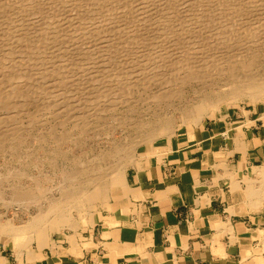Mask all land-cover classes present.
Returning a JSON list of instances; mask_svg holds the SVG:
<instances>
[{"label":"rangeland","instance_id":"obj_1","mask_svg":"<svg viewBox=\"0 0 264 264\" xmlns=\"http://www.w3.org/2000/svg\"><path fill=\"white\" fill-rule=\"evenodd\" d=\"M21 1H22V3H20ZM29 1L27 2V0H19L20 4H18V5H21V4L23 5L24 3L26 5H29V3L30 4L32 3L31 2L32 0L30 2ZM46 1H47V4H46ZM49 1L50 0L33 1V3L36 4V6L34 5L32 7V9L34 10L33 12H31V16H30L32 21L25 19L26 20L25 23L28 24V23L32 22L35 25H37L36 23H34L36 21L35 20L36 18L39 19V21L38 20L36 21L38 23H40V21H43V22H41L43 24L41 27L42 29L38 28L39 24L37 25V27L35 25H33V27L34 26L36 27V30L38 28V30H37V32H39L38 34H37V32L34 31L35 28H32V26H31L32 24L31 25L26 24L27 25V32H29V34H27V33L21 34L18 31V27H17L18 25L16 23L17 21L14 23V25H13L14 27H10L8 25L7 21H4L3 23L6 26V28H5V26H3L4 24L2 25L1 21L4 20V15L9 17L10 14H8L9 13L8 10H5L6 13L8 12L7 15L4 14L5 11H3L2 13L0 12L1 16H2V17L0 16V18L2 19V20L0 19L1 20L0 21V28H2V30H3L2 31L3 33H0V34H3L2 35L3 38L6 39L8 37L7 35H9V34H7V32H9V33L13 32V35H12L13 39L11 40V42H13L15 45L17 44V42H19L21 40L22 37H25V36H26L25 39L26 40L28 39L27 41L29 42V43L27 41L22 42L23 44L20 43V44H18L19 46L17 45L18 47L16 46L18 52L15 55L16 57L12 58V60H14V61L17 60L16 62H18L19 64L14 63V61L10 62V60L8 62L7 61H4V62H6L7 65L9 64L8 65L9 67H10V63L13 62L14 67L17 68V69L16 68L12 69L13 64H11V67H10L11 70L8 67L10 71L16 70V71H18L19 75L21 74V72H25L24 73L25 76H27V77L32 76L30 78V80L27 79V77H26L27 80L23 78V80H26V82L23 81L22 79L20 80V81H22V83L25 82L24 83V89L27 92H25L24 94L21 93L16 98V99H19L21 97V100L19 99L20 102L17 101L16 99L14 101L18 104V106H19V104H22V106L20 105L19 108L15 107L17 109H15V108L13 109V107H10V106H9V108L6 107L7 109L4 108L5 106L0 108L1 109L0 110V119L5 117L4 119L7 120V123H5V120L2 119V121L4 120V122H2L3 124H1V127L4 125L2 127V130L3 131H12L13 128L16 126V130H19V132H20V134H19L20 138H18L17 140L7 141L4 144L0 141V146H1V148H0V189H2L4 191V193H3V191L0 190V193H1L0 194V217L2 219H4L3 221H6V219H11V221L16 225H19L21 223H26L28 220H30L31 216L37 212V209H38L37 207L39 204H37L35 202H32V204H30V202H29V206L27 205L28 204L27 202H17L19 200H16V199H18L20 197V193L17 194L18 192L16 193V191L13 190L14 187L20 188V185L21 186L23 185L27 188L34 189L35 180H38V178L42 179V180H40V184L43 187V189L39 193L34 192V193H36L34 195H37L38 199L44 195V198L42 197L41 199H43L45 202L48 198H50L52 196L53 190L58 187L59 181L64 179V175L61 174V172H60L61 169H63V168H66V169L69 168V170L72 172H73V170H72L73 167L75 169L74 171L81 170V168H83V167H84L83 168V170H84L85 169L84 165L80 169H78L81 166L80 164H85L86 162H84V161L86 160V158L88 160L90 157L92 158L93 155L98 154V153H102V154L109 153V158L111 155L112 165H114L115 161H117V163H118V160L120 161V159L123 156H128V158H130V159L133 157L135 158V157H138V155L142 154L143 152L147 151L148 149L153 148L157 145L159 146V145L163 144L165 142V139H167V138L157 137L151 143H150V141L149 142L140 141V140L145 139L150 134V130L156 124L158 119L157 120L155 119V115H154L155 113H158L160 115V117H162L163 120H166V119H169L172 117L177 119L178 128L176 129V131L174 132V134L172 136L175 143L178 139L180 140V139L190 138V133L194 132L197 128L201 127L202 124L207 125L209 122H211L215 119H218V118L220 119V116H223L226 113H234V112L237 113V112L243 110V115H250L251 114L253 119L259 117V119L262 122H264V99L258 100L256 102H251L247 98H242V99L240 98L239 100H236V101H230V100H226L224 102L222 101V103L218 104L217 108L213 109L207 115H205L203 117V119L198 124L182 122L181 119L184 120L182 117L183 116H184V118L187 117L186 115H188V113L182 114L180 112H176L173 110L174 104H180V102H183L184 105L185 104L186 105H192L195 102H197V99L200 96H202V97L208 96L206 98H210V99H217V98L226 97L229 92L231 93V91H233L235 88H239V84L241 87L242 84H244V83H242V80H243V82L248 80L246 77H248L250 79H251V77H253L252 79H254V77H256V79H257V75L261 76V77H259L260 79L264 77V75H263L264 70L262 71V69H264V30L262 32V29H264V26H263L264 25V22H263L264 21V17H263L264 12H262V11H264V9H262V6L264 5L263 4L264 0H243V3L240 2L241 0H199L200 4L198 2H196V0H182V2L180 0H176V1L171 0V4L177 3L176 6H175V4L172 6L170 4L168 5L167 1L170 2V0H167V1L162 0V3L159 0L158 1L157 0H151V2H152L151 6L155 3H156V5L158 4L156 7L159 6L156 11L152 10V8L156 9V7L154 5H153L154 7H151V9L146 8L145 5H147V7L150 6V4H148V3H150L149 0H140V1L136 0L138 6H137L135 0H133V2L136 5L134 3H132V0H130V2L133 5L128 4L129 0H128V2L126 0H123V1L119 0L120 3L118 2V4L121 6L123 4V7H121V6L120 7L123 8L124 11H126V9L129 11L133 10L134 7H132V6H136L137 8H140V9H143L145 7L147 9V10L143 9V11L139 9V11H138V9L135 7L134 10L136 12L134 10L131 11V12H134L135 14H133L131 12L129 13V11H128L129 16L126 14L127 11L125 12L126 15L123 13L122 16L117 13V12L121 13L123 11L120 7H116V6H119V5H117L118 0L117 1L116 0H114V1L106 0L107 2H109V4L103 0L102 3H104V4L106 3L105 4L106 8H105V5L101 3V0L100 1L96 0L97 3L95 2V0L94 1L85 0V1H87V3L83 0H81V3H80V0H71V3H70V0H67V2H65V0H60V1L54 0V1H56V4L53 3L54 2L53 0L50 2ZM58 1L59 2L62 1L64 3H69L70 6H68L69 4H67V5L66 4L64 5L63 3L59 4V3H57ZM76 1H77V3H75ZM146 1H148L147 4H145ZM178 1H180V2H178ZM88 2L89 3L91 2L90 5H93L95 3L94 4L95 6H93V7L89 6V8H88V5H89ZM115 2H116V5L114 4ZM126 2L130 6L125 5ZM140 2L141 3L143 2L144 4L139 5ZM163 2L164 3L166 2V3L163 4ZM184 2L186 5L184 4ZM238 2H240V3H238ZM110 3H112L113 5ZM160 3H161V5L163 4V8L168 9V6H169V9H170V7H172L170 10L168 9L169 12L172 11L174 6L176 7L174 9H177V7H179L181 4L183 7H181V6L179 7V8H182V10L177 9L178 10L177 12L179 14H177L176 10L173 9L175 11V13L177 14V15H173V13H174L173 11L171 13H169L167 9H165V11H164L163 8L160 7V5H159ZM179 3H181V4L179 6H177ZM41 4H42V6H41ZM76 4L77 5L79 4V5L77 7H75ZM81 4L85 8H83L81 6ZM166 4H167V6H166ZM261 4H263V5H261ZM71 5L74 6L73 9H72ZM96 5L97 6L101 5L100 7H102V9L104 6L105 10L107 8H108L107 10H109L108 5L110 6L111 10H113L115 7H116V9L120 8L121 10L117 9L118 11H115V9H114L113 11L116 14L113 11L110 12L111 14L108 11H106V12H108V14H107L104 12V9H103V11H102V9H99L100 7H98L96 9L95 8ZM260 5H261V7H259ZM43 6H44V8H42ZM60 6H61V8H62V6H64V7L61 9ZM66 6H67V8H66ZM112 6L114 7L113 9H112ZM251 6L256 8L255 10L253 9L255 11V12L253 11L254 13L249 10ZM36 7H39V8L41 7L40 11H41V9H43L41 11L42 13L40 11H37L40 16L38 14H34V15L32 14V13H36L35 12ZM56 7H58L57 8L58 13H57V11L55 13ZM90 7H92V9L93 8L95 9V10L93 9L94 10L93 13L91 12L92 9L90 11ZM124 7H127V8L125 9ZM39 8H37V10ZM59 8H60V10H63L65 12L62 13L59 10ZM65 8L68 11L71 8L70 10L72 11V14L70 15L71 11L69 13H67L66 10H64ZM76 8H78V11L76 10ZM81 8H82V10H79ZM130 8H132V9L130 10ZM263 8H264V6H263ZM16 9H18V8L16 7ZM16 9H15V11H16ZM44 9H45V12H47V13L50 12L49 14L52 15V17L49 14H47L48 16L45 15ZM46 9H47V11H46ZM83 9H85V10L89 9L90 14L88 13V10H87V12H85ZM98 9L100 11H98ZM160 9L163 10L164 12L160 11ZM111 10H109V11H111ZM149 10L150 11L152 10L153 13L152 12L149 13L150 12ZM258 11H260V12L258 13ZM17 12H19V11L17 10L16 14H17ZM99 12H101V13L104 12V13H102L103 14L102 15ZM138 12H140V13H138ZM74 13H75V15H74L75 17L73 18L72 16ZM81 13L83 15H81ZM87 13L90 16H91V14H94V13L96 15L94 14L95 16H91V19H88ZM112 13L115 14V16L118 14L120 16V19L125 15L124 17L127 18V20L129 19L128 17H130L129 20L131 21V19H133L135 16H136L135 18L137 20L134 18V20H132V22H129L124 17H123L124 18L123 20H120L117 18L118 21H122L121 23H119L120 24L119 25L117 20L115 19L118 15L115 17ZM141 13L142 14L143 13L144 14L149 13L150 15L146 14V16H145L143 14L144 17H146L145 19H144V17L138 18L139 16H137V15H140ZM257 13L259 14V16ZM2 14H4V15H2ZM42 14H44V15H42ZM53 14L55 16L57 14L56 17H58V14H60V16L58 18H56ZM97 14L99 15L98 18H96L98 16ZM106 14L110 15V17L107 16ZM253 14H254V16H253ZM255 14H257V15L255 16ZM41 15H42V17H41ZM61 15H62V17H61ZM101 15H102V18H103V16H105L104 18H106V19L111 18L112 16H114V17L111 18V19H113L111 22H110L111 19H108L106 21L104 18H103V21L101 22V20H100V19H102ZM53 16L55 17L54 19H53ZM78 16H80V17H78ZM132 16H134V17H132ZM176 16H178V17H176ZM34 17H35V19H34ZM48 17H51V20H53V22L56 23L57 28L60 30L62 28H64V25L66 24V23H64V21L63 22L61 21L62 19L69 21V23H71L70 25L77 27V28L75 27V29H76V31H75L73 29L74 27L72 28V26L70 27L69 25H65V28L61 30L62 32L60 31V33H64V34H61V36L62 35L64 36L65 34H70V33L72 34L73 33L72 31L77 32V34H79V32H81V33L79 35H77L76 33L73 34V36L76 35V37L74 36L75 38H73L75 40H73L72 38H69L68 37L69 35H66L67 38L72 39V40L67 39L66 36L63 39H61L63 36L61 38H59L60 36L58 34H60V33L58 32L59 31L58 29L55 31V34L58 32V34L54 35L55 38H53L54 36L53 37L49 36L50 34L46 35L47 33L45 35H42V34H44V32H42V31L46 27L44 24L45 23L44 21H47V23L49 21L48 25H50V24L55 25V24H53V22L52 23L50 22V19L47 20ZM64 17H66V19ZM40 18H43V19L46 18V19L43 20ZM33 19L35 20L34 22H33ZM56 19L59 20L60 22H62V24H64L63 27H61L62 24H59V23L57 24L58 21H56ZM74 19H75V21H74ZM76 19H78V20H76ZM138 19H142V20L144 19V20L140 24L139 22L141 20H138ZM72 20H73L74 24L76 21H78V22L80 21V23L83 26L79 23L78 24L81 25V27H82L81 29L83 30V33H82V30H80V28L78 29V27H80V26H77L76 25L77 23L75 25L72 24ZM92 21H93V23L101 22V23H99V25H97L98 26L97 29L91 28V27H94L96 25L95 24L93 26V23L91 24ZM123 21L128 22V25L132 24V25L128 26L126 23H124V26L121 27V28H125V26L127 25L128 31H130V33H128L125 30L126 32L124 34V29L122 30L121 28H118V27L116 28V26H118V25H119V27L122 26ZM188 21H190L191 23L193 21L196 24L199 23L201 25H200V27H198L199 24L196 25L194 23L196 25L195 26L192 23L194 28L197 27L196 28L197 30H196L193 28L191 23L189 25ZM261 21L263 22V24L261 23ZM82 22H84V23H82ZM88 22H90V23H88ZM47 23H46V25H47ZM69 23H67V24H69ZM106 23H109V25L114 29L111 28L112 30H110V27L107 28L109 25H107ZM259 23H261L262 29L259 28V25H260ZM104 24H105V27H103ZM115 24H116V26H114ZM138 24H140V25H138ZM29 25L31 27H29ZM84 25H87L88 29L86 28L87 26H84ZM225 25H227V27ZM7 26H8V28L12 29L11 32L8 31L10 29L7 30ZM43 26H45V27H43ZM67 26H68V28H67ZM100 26L104 29L106 28L107 30L105 29L106 31H104L103 29L100 28ZM130 26H133L132 29L130 28ZM188 26H190V28L192 26V28L190 29V28H188ZM3 27H4V29H3ZM248 27H249V29H252V28L258 29V34H257V37L255 39L252 38V36L251 37L246 36V34L250 36V30L247 29ZM84 28H85V30L86 29L89 30L91 28L90 30H92V32L94 30L95 31L102 30L103 32L102 31H101L102 33L98 32L101 35H99L95 31L93 33L91 32V34L89 35V38H88L87 33H90V31L89 32L87 31V33H86V31L84 32ZM187 28H188V30H191L190 31L191 33H188V30L185 31ZM13 29L14 30L16 29V30L14 31ZM116 29H119V30H116ZM129 29H131V30H129ZM63 30H64V32H63ZM70 30H72V31L70 32ZM169 30L171 32H169ZM237 30H239V32ZM243 30L245 33H243ZM247 30H249V31H247ZM108 31L110 33L112 32L111 35H113V33L115 31L116 32L119 31L118 32L119 36H118V33L114 34L115 36L114 35L113 36L108 35V34H110ZM172 31H174V32L177 31V32L175 34ZM195 31H196V33H193ZM255 31L257 33V30H255ZM67 32H70V33H67ZM106 32H108L107 35H104L103 33L106 34ZM121 32H123L124 35ZM182 32H184V33H182ZM235 32H237V33H235ZM84 33H86V34H84ZM94 33L95 34L97 33L98 35L97 34L94 35V37H96V38H94L92 36V39H91V35H93ZM157 33H159V34H157ZM23 34L25 36H22ZM40 34H41V36H46V37L45 38L41 37ZM71 34H70V37H71ZM83 34L87 35V36H84ZM153 34H157L158 36L154 35L156 37L154 39V38H152ZM230 34H231V36H230ZM232 34H238V35H240V37H238L236 35L238 38L237 37L235 38V35L232 36ZM19 35H20V38H18V40H19L18 41L15 38L19 37ZM28 35L29 36L31 35V38ZM147 35L148 36L151 35L149 38H151L152 40L154 39V40L149 41L148 40L149 38L147 37ZM169 35H170V37H169ZM174 35H175V37L178 35L179 38L177 39L178 36L175 38ZM2 36L0 37V39L2 38ZM14 36H15V38H14ZM77 36H78V38H77ZM159 36H161V37L159 38ZM229 36L232 38L230 39ZM28 37L30 38V40L31 39L33 40V41L31 40L32 43H31V41H29ZM38 37H40V38H38ZM100 37H104V39L103 38L101 39ZM157 37L159 38V40L157 39ZM162 37H164L163 43H161L162 41L160 42V40H162L161 39ZM180 37H182L183 40L180 39ZM46 38L47 39L53 38V39L47 40ZM170 38H173V40L174 39L175 40L173 41ZM188 38H190V39L193 38V39L190 40ZM41 39H43V40H41ZM57 39H59V40H57ZM64 39H66L67 41ZM82 39H83V41H82ZM96 39L98 41L102 40L104 43L103 42L98 43V41H97V43L94 44ZM248 39L250 41L251 40L252 41L250 42ZM256 39H257L258 43L260 44L259 47L262 46L261 47L262 49L260 48V50H259L258 45H256V44H258L257 41H255ZM38 40L40 42L43 41V42H41L42 44H40V47L38 46L39 44L37 43V42H39ZM63 40H64V42H62ZM147 40H148V42H147ZM155 40L158 42L157 43L158 45L154 43ZM164 40H166V41H164ZM0 41H2L0 43H4L3 39H1ZM68 41H70L71 43ZM79 41H82V42H79ZM44 42H50L49 43L50 47H46V45H44V44H47V43H44ZM72 42H76V43H74V44H76V47L72 46L73 45ZM149 42H153L151 44L152 46L149 45L150 44ZM159 42H160V44H159ZM165 42H166V44L170 43V47L167 46L166 44H164ZM173 42H174V44H173ZM197 42H199V43L197 44ZM33 43H34V45H32ZM66 43H67V46H65ZM100 43L102 44V46H100L101 45ZM147 43H149L148 46H147ZM178 43L184 44V48L185 49L188 48L187 52L190 49H192L191 52L189 51L190 53H192V52L197 53L198 52V55H199L198 57L199 58L201 57L199 61L202 62V63H198V67L200 64L202 66L200 65L199 68L197 67V70L201 71V73L199 72V74H198V75H201V78L197 76L199 79L196 77L197 80H194L195 79L194 78L193 81L191 80L188 84L187 83L184 84L183 87L181 86L183 84L180 85L181 87H179V85H175L176 86L175 89L177 91H180L179 93L176 94V97L168 98L167 101H164L163 103L158 105L156 102L151 101L150 97L152 96L153 93L155 94L158 91L163 92V91H166L167 89H169V90L172 89V87L174 86V83L172 84L173 85L172 86L171 82L168 83V81H170V78H172L171 71L172 72L177 71L175 69L176 61L174 62V60H177L178 58H180L181 52H183L184 55H185V53L188 54L186 52V50L182 51L183 49H181V48H183V45H178ZM250 43L251 44L254 43V45H251ZM261 43H262V45H261ZM28 44H30V45H28ZM51 44L56 45L59 48L61 45L62 46L60 49H57V47L54 49L55 46H53ZM161 44H164L165 46L163 45L161 48ZM27 45L30 46L31 48L26 49ZM81 45H83V47H79ZM156 45L159 46L161 49L159 50L158 49L159 47L157 48ZM177 45H178V47H176ZM34 46L35 47L38 46L39 48L36 47L37 49H35ZM44 46L46 47V49L44 48ZM64 46L67 49H65ZM98 46H100V47H98ZM166 46L169 47L168 48L169 50L166 49L167 48ZM188 46H191V48H189ZM32 47H34V48H32ZM71 47L74 49H72ZM164 47H166V48H164ZM172 47H173V50H172ZM0 48H2V49H0V51L3 53V51H5L3 49V45L0 44ZM22 48H24V49H22ZM70 48L72 49V51L73 50L75 51V53L73 52V55L75 54V56H77L76 58H75V56H72L74 58H72V57L69 58V56L72 54V51L70 50ZM18 49H20L21 51L24 50L26 55L23 52L19 53ZM32 49H34V51H31ZM42 49L44 51H42ZM51 49L52 50L54 49V53L52 51H50ZM162 49H164L165 52L167 51L166 54L163 51L164 55L166 56L165 57L163 55V57H165V58H163V63H164L165 67L164 66L161 67L160 64L158 63V59H157L158 55H159V51H161ZM201 49H203V50H201ZM206 49H208L209 52H207L208 50L205 51ZM37 50H39V52ZM55 50H58V51L55 52ZM48 51H50V52H48ZM67 51H70V53ZM252 51H253V53H252ZM257 51H259V52H257ZM1 52H0V55L3 56L4 53L1 54ZM66 52H67V54H66ZM206 52H207V54H206V58H205L204 53H206ZM247 52H248V54H247ZM47 53H49L50 56ZM200 53L203 54L204 57L200 56L201 55ZM18 54L21 55L22 57L21 56L19 57ZM30 54H32V55H30ZM45 54H46L47 58L49 57V59L46 58ZM68 54H70V55H68ZM82 54H84V55H82ZM86 54H89V55H86ZM156 54H157V56H156ZM27 55H28V59L25 58V60H24L23 56L25 57ZM190 55L187 57L186 61H188L190 59ZM244 55H245V57H244ZM36 56H37V58H36ZM39 56L40 57L42 56V58H40ZM63 56H65V58ZM208 56H209V58H211V56H212L213 59L211 58L209 60V58H207ZM251 56L252 57L256 56L257 58L260 59V60L258 59L260 62L257 61L258 62L257 63L256 59H255L256 57L252 58ZM81 57L83 60L81 59ZM243 57H244V59L242 60L241 58H243ZM249 57L252 58L251 59L252 62L250 61ZM38 58H39V60H38ZM2 59L0 58V60H2ZM18 59H20L21 61H18ZM154 59L156 60V63L159 64V69L156 68V67H158L157 65L156 66L154 65L155 64ZM31 60H32V62H30ZM34 60H36V61H34ZM149 60H152V61H149ZM190 60L188 62H192V60L191 61ZM214 60L215 61L219 60V61H216L219 64L214 63V66L216 68L214 66H209L212 62H215ZM20 62L24 63V65L21 64ZM152 62H153V64H152ZM244 62L246 64H244V66H243ZM203 63H204V65H203ZM247 63L250 66H251V64H253L252 65L253 67L252 68L247 67ZM15 64L19 65V67ZM256 64H259V65H256ZM20 65H22L21 66L22 68L20 67ZM153 65L155 66V68L152 67ZM255 65L258 67H256ZM204 66L211 67L212 69L215 68V69L212 70L211 68H209V71H206V72H210V73H207V74L205 73V75H203L204 74L203 68H205V70L208 69ZM254 66L256 68H254ZM259 66H260V68H259ZM25 67H26V69H25ZM28 67H31V68L33 67L32 68L33 70H31ZM151 67L153 68V70H156V69L157 70L153 71V70H151L152 69ZM18 68H19V70H18ZM246 69H247V71H246ZM248 69H250V70H248ZM255 69L257 70V72L258 71L259 72L261 71V72L257 73L256 71H254ZM32 71L34 73H32ZM151 71H152V73H151ZM251 71L252 72L254 71L256 73L255 74L253 73L254 74L253 75ZM153 72H155L156 74L155 73L153 74ZM250 73H251V76L250 75L246 76L247 74H250ZM36 74H38V75H36ZM158 74H160V75L157 76ZM21 75H23V73ZM33 75H34V77H33ZM150 75H153V76L155 75L156 76V78L154 76L155 80L149 79ZM202 75L204 77H202ZM244 76H245V78H244ZM143 77H145L149 81L151 80V82L150 83H149V81L142 82V81H146L145 78L143 80ZM240 78H242V80ZM17 80H19V79H17ZM236 80H239L241 83H239V81H238V84H237ZM143 84L146 86L144 87ZM11 85H13V84H11ZM14 85H17V84H15V82H14ZM111 86L114 87L116 91L114 89L112 90ZM26 87H27V89H26ZM107 88H110V90ZM107 90H108V92H107ZM5 91H7V93H10L8 90V87ZM111 91H112V93H111ZM113 91H115V93H113ZM214 93H216V95ZM217 93H218V95H217ZM222 93L224 94V96H222ZM23 95L24 96L28 95L27 97L25 96V100H23L24 99ZM211 95H213V96H211ZM216 96H219V97L216 98ZM179 97H181V99ZM43 104H45V105H43ZM47 105H49L50 109L45 111V115H44L45 117L39 116V117H44L45 121L46 120L48 121L47 126L44 128L45 135H46V136L44 135V137H46V138L43 139L42 138L43 133H41L39 131V128L41 126H38V124H35V122L33 120L35 117H37L41 113L40 107L47 106ZM132 106H133V108H132ZM129 107L132 108L133 110L129 109ZM18 110H19V112H18ZM215 110H217V111L215 112ZM1 115H3L4 117H2ZM74 124L75 125L77 124L76 125L77 129H75ZM78 124L80 125V127ZM139 134H144L143 137H145V136L146 137L145 138H139L136 140L135 138H137ZM133 140H136L137 143L134 146V149L132 151L131 149H129V146L131 145V142ZM160 141L162 143H160ZM155 142H157V143H155ZM13 145H15V149H14ZM8 146L9 147L12 146V148H11L12 150L7 149V148H9ZM2 147H4V148H2ZM127 149H129L130 153H129V151H126ZM125 151H126V154H125ZM85 152H86V154H85ZM83 157H84V159H82ZM78 158H80V159H78ZM132 164H131V162H130V164L128 162V165L126 166L127 169H125V176L127 174L128 168L131 167ZM77 166H79V167H77ZM83 170H81V171H83ZM21 174H22V176H21ZM23 174H24V176H23ZM18 175H20V176H18ZM46 175H47V177H45ZM10 186H11V188H9ZM16 186H18V187H16ZM123 187H124V184L121 182V183L116 184L115 187L113 189H111L109 196H108L109 203L111 202L112 199H114V197L117 195V193L123 189ZM27 193L28 192H26V195L24 193V195H25V197L23 196L24 199H30V198H32V196H34L33 192H30L29 194H27ZM16 195H18V196H16ZM27 195H29V196L32 195V196L29 197ZM12 196L15 198V199L13 198L14 202H13ZM45 198H47V199H45ZM41 199H39V200L43 201ZM35 201H36V199H35ZM15 202H16V204H15ZM44 202H43V204H44ZM4 203L5 204L9 203L8 204L9 206H5ZM24 204H26V205H24ZM95 207H96V210L94 212L90 213V215L88 216V220H89L90 224L83 225L81 217H79L77 215V213L75 212V213H73L74 218L79 219V221H78L79 227L77 229L74 230V229L64 228L62 230H57L55 232L50 233V240H53V243H51V245H52L51 247L57 246L61 249H64V245H67V246L69 245L72 247L73 242H77L79 244L80 240L85 241V238H87L88 234L93 232L92 226L96 225L97 219L101 215V210L108 208L109 205H107V204L103 205V204H100L98 202V203H96ZM46 246H47L46 249H50L52 252H54L51 247H48L49 245H46ZM0 248H2L4 250L5 254H9V255H12L13 257L14 256L17 257L16 251L18 250V248L14 244H12V240L9 237L3 238V239L0 238ZM31 248L34 250H38V245H37L36 240H33ZM71 252H74L73 247H72ZM24 254H26V253H24ZM21 258L26 259L27 257L23 256ZM21 258H19V259H21Z\"/></svg>","mask_w":264,"mask_h":264},{"label":"crops","instance_id":"obj_2","mask_svg":"<svg viewBox=\"0 0 264 264\" xmlns=\"http://www.w3.org/2000/svg\"><path fill=\"white\" fill-rule=\"evenodd\" d=\"M123 184L74 252L49 245L54 252L13 257L0 248V264H264L259 117L227 113L148 149Z\"/></svg>","mask_w":264,"mask_h":264},{"label":"bare ground","instance_id":"obj_3","mask_svg":"<svg viewBox=\"0 0 264 264\" xmlns=\"http://www.w3.org/2000/svg\"><path fill=\"white\" fill-rule=\"evenodd\" d=\"M29 0H27V2H28ZM31 1V0H30ZM29 1V2H30ZM33 1H36V0H32L31 2V4L29 3V5H26L25 3V5L23 4H21V5H18V4H20V3H22V1L19 3V0L17 1V0H0V12L2 13L3 11H5V10H8L9 11V13L8 14H10L9 15V17H7V16H5L4 14H6L7 15V13H6V11H5V13L4 14H2V15H4V20L3 21H1L2 22V25L4 24L3 22L4 21H7V23H8V25L10 26V27H14L13 25H14V23L16 22L17 23V27H18V31L22 34V33H27V34H29V32H27V25L28 24H32L31 26H32V28H35L34 29V31L35 32H37V30H38V28H41L42 27V23L41 22H43V21H40V23H38V22H36L37 20L39 21V19H35V17H34V19L36 20H34L33 19V22L34 23H36L37 25L39 24V27L37 28V30H36V27H37V25H35V24H33L32 22L31 23H25L26 22V20L25 19H28L29 21H32V19L30 18V16H31V12H33L34 10L32 9V7L35 5L36 6V4H34L33 3ZM50 1H52V0H50ZM49 1V2H50ZM54 1V0H53ZM60 1V0H59ZM57 2V3H63L64 5L66 4H69V3H64V2ZM83 1H85V0H83ZM91 1V0H90ZM92 1H94V0H92ZM97 1H100V0H97ZM97 1L95 0V2L97 3ZM105 2H107L106 0H104ZM108 1H110V0H108ZM112 1H114V0H112ZM117 1V0H116ZM120 1H123V0H120ZM127 2H128V0H126ZM138 1V0H137ZM140 1V0H139ZM150 1V3H148V1H146V3L145 4H150V6L149 7H147V5H145L146 6V8H149V9H151V7H156L157 5H156V3L155 4H153L152 6H151V0H149ZM158 1V0H157ZM161 3H162V0H159ZM165 1H167V0H165ZM176 1V0H175ZM174 1V2H175ZM181 2H182V0H180ZM180 1H178V2H180ZM25 2V1H24ZM65 2H67V0H65ZM86 3H87V1H85ZM103 2V0H101V3ZM118 2H119V0L117 1V5H119L118 4ZM125 2V1H124ZM127 2H126V4L125 5H128V4H131V5H133L132 3H134L133 2V0H132V3L130 2V0H129V2H128V4H127ZM135 2H136V0H135ZM156 2V1H155ZM173 2V1H172ZM196 2H200L199 0L197 1L196 0ZM240 2H242L243 3V0H241ZM240 2H238V3H240ZM53 3H55L56 4V1H54ZM70 3H71V0H70ZM75 3H77V1L75 2ZM79 3V2H78ZM80 3H81V0H80ZM79 3V4H80ZM84 3V2H83ZM91 3V2H90ZM90 3L88 2V8H89V6H95L94 4L93 5H90ZM100 3V2H99ZM108 4H109V2H107ZM120 3V2H119ZM123 3V2H122ZM121 3V4H122ZM158 3V2H157ZM161 3L159 4L160 5V7H162L163 8V4H165L164 2H163V4L161 5ZM167 3H168V5L170 4L171 6L172 5H174V4H171V0H170V2L169 1H167ZM38 4V3H37ZM46 4H47V1H46ZM51 4V3H50ZM78 4V5H79ZM102 4H104V3H102ZM106 4V3H105ZM104 4V5H105ZM110 4H112V3H110ZM115 5H116V2L114 3ZM135 4V3H134ZM136 4H137V2H136ZM135 4V5H136ZM144 3L142 2H140V4L139 5H143ZM177 4V3H176ZM176 4H175V6H176ZM181 3H179L177 6H179ZM184 4H185V2H184ZM183 4V5H184ZM194 4V3H193ZM196 4V3H195ZM200 4V3H199ZM264 4V3H263ZM263 4H261V5H263ZM53 5V4H52ZM77 4L75 5V7H77L78 6ZM85 5V4H84ZM87 5V4H86ZM113 5V4H112ZM186 5V4H185ZM243 5V4H242ZM261 5L259 6V7H261ZM41 6H42V4H41ZM68 6H70V4L68 5ZM81 6L83 7V5L81 4ZM101 5H99V6H97L96 5V9L98 8V7H100ZM103 6V5H102ZM121 5H119V6H116V7H120ZM128 6H130V5H128ZM127 6V7H128ZM137 6H138V4H137ZM166 6H167V4H166ZM174 6V8H176ZM181 7H183L182 6V4L180 5ZM179 6V7H180ZM196 6V5H195ZM198 6V5H197ZM240 6V5H239ZM264 6V5H263ZM263 6H262V9H264L263 8ZM16 7L18 8V9H16ZM59 7V6H58ZM58 7H56V10H55V13H56V11H57V8ZM64 6H62V8H63ZM71 7H72V9L74 8V6H72L71 5ZM80 7V6H79ZM78 7V8H79ZM92 7H90V11H91V9H92ZM108 7H109V10H111L110 9V6L108 5ZM116 7L114 8L113 6H112V9L114 8L115 9V11H118L117 9H120L121 7H123V4H122V6L120 7V8H117L116 9ZM127 7H124L125 9L127 8ZM132 7H134V9H135V7L136 6H132ZM141 7V6H140ZM144 7V6H143ZM159 7V6H158ZM158 7H156V9H153L152 8V10H157V8ZM179 7H177V9H179V10H182V8H179ZM241 7V6H240ZM253 6H251L250 7V11H254L256 8H252ZM37 8H39V7H36V13H32L33 15L34 14H38V12L37 11H40V8L37 10ZM42 8H44V6L42 7ZM60 8H61V6H60ZM60 8H59V10H60ZM61 8V9H62ZM66 8H67V6H66ZM64 9V10H66V12L67 13H69L71 10V8L69 9V11L67 10V9ZM78 8H76V10L78 11ZM83 8H85V7H83ZM87 8V7H86ZM105 8H106V5H105ZM105 8H104V6H103V9H104V12L105 13H107L108 14V12L110 13V12H112L113 10H111V11H109V10H105ZM137 8V7H136ZM145 7L143 8V9H146ZM161 8V9H162ZM172 7H170V9H171ZM173 8V9H174ZM15 9H16V11L18 10L19 12H17V14H16V11H15ZM55 9V8H54ZM94 9V8H93ZM92 9V13H93V11L95 10H93ZM99 9H102V7H100ZM98 9V11H100ZM103 9H102V11H103ZM123 11L121 12V13H119V12H117L119 15H121L122 16V14L124 13L125 14V12L127 11V15H128V11L129 10H127L126 9V11H124V9L123 8H121ZM120 9V10H121ZM129 9V8H128ZM132 8H130V10H131ZM133 9V10H134ZM138 9V11H139V9L140 8H137ZM143 9H140V10H142L143 11ZM160 9V11H165V9H167V8H163V10H161ZM168 9H169V6H168ZM167 9V10H168ZM169 9V10H170ZM172 9V11L175 13V11L174 10H176V12L178 11L177 9H174L173 10ZM254 9V10H253ZM258 9V8H257ZM261 9V8H260ZM43 9H41V11H42ZM79 10H82V8L81 9H79ZM85 12H87V10H88V13L90 14V12H89V9H87V10H85V9H83ZM133 10H131V11H133ZM147 10V9H146ZM152 10L149 12V13H151L152 12ZM169 10H168V12H169ZM247 10V9H246ZM40 11V12H41ZM46 11H47V9H46ZM62 13H64L65 11H63V10H60ZM74 11V10H73ZM97 11V10H96ZM106 11H108V12H106ZM131 11H129V13L131 12ZM135 11V10H134ZM154 11V12H155ZM159 11V10H158ZM157 11V12H158ZM163 11V12H164ZM171 11V12H172ZM39 12V13H40ZM44 12H45V9H44ZM43 12V13H44ZM104 12H102V13H104ZM114 12V11H113ZM136 12V11H135ZM171 12H169V13H171ZM180 12V11H179ZM255 12V11H254ZM253 12V13H254ZM260 11H258V13H259ZM262 12H264V11H262ZM1 13H0V16H1ZM42 13V12H41ZM50 13V12H49ZM49 13H47V12H45L44 14L45 15H47V14H49ZM57 13H58V11H57ZM77 13V12H76ZM84 13V12H83ZM88 13H87V16H88V19H91V16H95L94 14H91V16L90 15H88ZM98 13V12H97ZM99 13H101V12H99ZM101 13V14H102ZM115 13V12H114ZM131 13H133V14H135L134 12H131ZM138 13H140V12H138ZM137 13V14H138ZM145 13V12H144ZM143 13V14H144ZM149 13H146V14H149ZM153 13V12H152ZM173 13V15H177V14H179L178 12H177V14L175 13L174 14ZM257 13V14H258ZM44 14H42V15H44ZM72 14V11L70 12V15ZM106 14V15H107ZM111 14V13H110ZM113 14V13H112ZM116 14V13H115ZM115 14H113L114 16H115ZM117 14V15H118ZM125 14V15H126ZM132 14V15H133ZM142 14V13H141ZM137 15V16H139L138 18H140V17H144V15L146 16V14H142V15ZM251 14V13H250ZM257 14H255V16L257 15ZM264 14V13H263ZM39 15V14H38ZM42 15H41V17H42ZM50 15V14H49ZM54 15V14H53ZM69 15V16H70ZM75 15V13L73 14V18L75 17L74 16ZM81 15H83L82 13H81ZM98 15V14H97ZM103 15V14H102ZM102 15H101V18H102ZM116 15V16H117ZM115 16L116 18V20H117V22H118V24L119 23H121L122 21H118V19H120V16ZM124 15V16H125ZM150 15V14H149ZM261 15V14H260ZM40 16V15H39ZM48 16V15H47ZM51 17H52V15H50ZM55 16V15H54ZM53 16V19L57 16V14H56V16L54 17ZM60 16V14H58V17ZM86 16V17H87ZM107 16H109L110 17V15H107ZM114 16H112V17H114ZM123 16V17H124ZM129 16V15H128ZM131 16V15H130ZM253 16H254V14H253ZM258 16H259V14H258ZM2 17V16H1ZM30 19H29V18ZM46 17V16H45ZM51 17H48L47 18V20H49L50 19V22L52 23L53 22V20H51ZM58 17H56V18H58ZM61 17H62V15H61ZM78 17H80V16H78ZM99 17V15L96 17V18H98ZM105 16H103V18H104ZM111 17V18H112ZM121 18L120 20H123L124 18ZM127 17V16H126ZM132 17H134V16H132ZM131 17V18H132ZM136 17V16H135ZM134 17V18H135ZM176 17H178V16H176ZM263 17H264V15H263ZM65 19H66V17H64ZM103 18L102 19H100L101 20V22L103 21ZM108 18V17H107ZM111 18H108V19H111ZM118 18V19H117ZM129 19H130V17H128ZM134 18L133 19H131V21L128 19L127 20V18H125L127 21H129V22H132V20H134ZM146 17H144V19H145ZM40 19H43V18H40ZM46 18H44L43 20H45ZM62 19V18H61ZM60 19V20H61ZM70 19V18H69ZM68 19V20H69ZM95 19V18H94ZM106 21L108 20V19H106V18H104ZM136 19V18H135ZM143 19V20H144ZM27 20V21H28ZM76 20H78V19H76ZM82 20V19H81ZM87 20V19H86ZM97 20V19H96ZM113 19H111L110 20V22L112 21ZM137 20V19H136ZM138 20H141L139 23L141 24V22H143V20L142 19H138ZM55 21V20H54ZM56 21H58L57 22V24L59 23V24H62V22L64 21V23H66L65 25H69L70 27L72 26V25H70L71 23H69V21H66V20H61L62 22H60L59 20H57L56 19ZM55 21V22H56ZM66 21V22H65ZM74 21H75V19H74ZM115 21V20H114ZM45 23V26H43V27H45L44 29H43V31L42 32H44V34H42L41 32V34L42 35H45L46 33V35H48V34H50L49 36H54V35H56V34H58V32L60 33V31L62 30V29H64L65 28V25L64 24H62L61 25V27H63V25H64V28H62L61 30L60 29H58L57 28V26H56V23H54L53 22V24H55V25H52V24H50V25H48V23H49V21H48V23H47V21H44ZM101 22H96V23H93V21L91 22V24L93 23V26L94 27H91V28H98V26L97 25H99V23H101ZM138 22V21H137ZM189 22V25H190V21H188ZM264 22V21H263ZM263 22L261 21V23L263 24ZM6 23V22H5ZM46 23H47V25H46ZM67 23H69V24H67ZM77 23V24H76ZM81 24L80 23V21L78 22V21H76L75 22V24L77 25V26H80V27H78V29L80 28V30H82L81 28V25H79V24ZM82 23H84V22H82ZM88 23H90V22H88ZM124 23H126L127 25H128V22H124L123 21V24H122V26H120L119 27V25L118 26H116V24L114 25V26H116V28L118 27V28H121V27H123L124 26ZM192 23L194 24L195 22H193L192 21ZM192 23H191V25H192ZM261 23H259L260 25H261ZM27 24V25H26ZM72 24L73 25H75L74 23H73V20H72ZM107 25H109V23H106ZM140 24H138V25H140ZM196 24V23H195ZM194 24V25H195ZM199 24V23H198ZM198 24H196V25H198ZM258 24V25H259ZM29 25V27H31ZM33 25H35L34 27H33ZM112 25V24H111ZM127 25L125 26V28H121L122 30L124 29V34H125V32L127 31L128 33H130V31H128V28H127ZM129 25H132V24H129ZM128 25V26H129ZM195 25V26H196ZM200 25L201 24H199L198 25V27H200ZM228 25V24H227ZM227 25H225L226 27H227ZM254 25V24H253ZM259 25V28H261L262 27V25L260 26ZM3 26H5V24L3 25ZM56 26V27H55ZM60 26V25H59ZM58 26V27H59ZM83 26V25H82ZM84 26H87V25H84ZM137 26V25H136ZM172 26V25H171ZM193 26V25H192ZM192 26H191V28H192ZM255 26V25H254ZM264 26V25H263ZM2 27V26H1ZM74 27V28H73ZM75 27L76 26H72V28L76 31V29H75ZM103 27H105V24H104V26ZM110 27V30H112V29H114V28H112L110 25L107 27V28H109ZM132 27L133 26H130V28L132 29ZM250 27V26H249ZM249 27L247 28V29H249ZM5 28H6V26H5ZM31 28V29H32ZM60 28V27H59ZM67 28H68V26H67ZM77 28V27H76ZM87 29H88V26L86 27ZM90 28V29H91ZM100 28L101 29H103L104 31H106L104 28H102L101 26H100ZM112 28V29H111ZM188 28H190V26H188ZM188 28L185 30V31H187L188 30ZM190 28V29H191ZM193 28H194V26H193ZM197 28V27H196ZM196 28H194V29H196ZM251 28V27H250ZM1 30H0V33H3L2 31V28H0ZM3 29H4V27H3ZM8 29H10V28H8V26H7V30ZM17 29V28H16ZM15 29V30H16ZM42 29V28H41ZM59 30L56 34H55V31L56 30ZM70 29V28H69ZM72 29V30H73ZM85 30V28H84V32L86 31V33H87V31L89 32L90 31V33H87L88 34V36L87 35H84V34H86V33H84L83 35L84 36H87L88 38H89V35L91 34V32H92V30ZM131 29H129V30H131ZM173 29V28H172ZM199 29V28H198ZM235 29V28H234ZM245 29V28H244ZM262 29V28H261ZM6 30V31H7ZM11 30L12 29H10V30H8V31H10L11 32ZM14 30V29H13ZM14 30V31H15ZM66 30V29H65ZM72 30H70V32L72 31ZM94 30V29H93ZM99 30V29H98ZM109 30V29H108ZM116 30H119V29H116ZM126 30V31H125ZM171 30V29H170ZM169 30V32H171ZM197 30V29H196ZM240 30V29H239ZM239 30H237L238 32H239ZM250 30V36L249 35H247L246 34V36L247 37H251L252 36V38H256L257 37V34H258V29H256V28H252V29H249ZM249 30H247V31H249ZM255 30H257V33H256V31ZM263 30L264 29H262V32H263ZM5 31V32H6ZM41 31V30H40ZM69 31V30H68ZM95 31V30H94ZM93 31V32H94ZM102 30H100V31H95V32H101ZM114 31V30H113ZM121 31V30H120ZM191 30H188V33H191L190 32ZM194 31V30H193ZM17 32V31H16ZM18 32V33H19ZM62 32V31H61ZM63 32H64V30H63ZM70 32H67V33H70ZM73 33L71 34V37H70V34H65L63 37L61 36V34H64V33H60V34H58L60 37L59 38H61V39H63L66 35H69L68 37L69 38H75L76 37V35H74L73 36V34L74 33H76L77 34V32H74V31H72ZM92 32V33H93ZM103 32V31H102ZM101 32V33H102ZM109 32V31H108ZM108 32H106V34L105 33H103L104 35H107V33ZM119 32V31H118ZM118 32H114L113 33V35L114 34H116V33H118ZM172 32H174V31H172ZM177 32V31H176ZM176 32H174L175 34H176ZM17 33V34H18ZM19 33V34H20ZM39 32H37V34H38ZM81 32H79V34H80ZM82 33H83V30H82ZM96 33V34H97ZM98 33V34H99ZM110 33V32H109ZM112 33V32H111ZM111 33L110 34H108V35H111ZM122 34H123V32H121ZM120 33V34H121ZM173 33V34H174ZM182 33H184V32H182ZM181 33V34H182ZM193 33H196V31L195 32H193ZM235 33H237V32H235ZM243 33H245L244 32V30H243ZM5 34V33H4ZM7 34H9V35H7ZM7 38L6 39H4L3 38V34H0L1 36H2V38L1 39H3L4 40V43H0L1 45H3V49L5 50V51H3V53L1 52V54H3V56L2 55H0V58L3 60H0L1 62V64H0V108L1 107H4L5 109H7L6 107H8L9 108V106L10 107H13V109L15 108V107H18L19 108V106L21 105L22 106V104H19V106H18V104L14 101L21 93H25V92H27L25 89H24V83L26 82V80L27 79H29L30 80V78L32 77H27V76H25L24 75V73L25 72H21V74L23 73V75H19L18 74V71H16V70H13V71H10L11 70V64H13V62L12 63H10V67L7 65V63L6 62H4V61H9L10 60V62L11 61H14V60H12V58H15L16 56V54H17V48H16V46L18 45V44H20V43H22V42H26L27 40L25 39V35L23 34L22 36H25V37H22L21 38V40L19 41L18 40V38H20V35H19V37H17V38H15V36H14V38L16 39V40H18L19 42H17V44L15 45L13 42H11V40L13 39V32L12 33H9V32H7ZM11 34V35H10ZM41 34H40V36H41ZM79 34H77V35H79ZM95 33L93 34V35H91V39H92V36L94 37V35H96ZM97 34V35H98ZM123 34V35H124ZM150 34V33H149ZM157 34H159V33H157ZM157 34H153V37L152 38H156L154 35H156V36H158ZM239 34V33H238ZM238 34H232V36H234L235 35V38L238 36V37H240V35H238ZM15 35V34H14ZM99 35H101V34H99ZM113 35H111V36H113ZM122 35V36H123ZM172 35V34H171ZM237 35V36H236ZM0 36V37H1ZM29 36V35H28ZM33 36V35H32ZM37 36V35H36ZM48 36V37H49ZM115 36V35H114ZM118 36H119V33H118ZM126 36V35H125ZM144 36V35H143ZM151 36V35H150ZM150 36H148L147 35V37L149 38ZM178 36V35H177ZM176 36V37H177ZM230 36H231V34H230ZM229 36V37H230ZM245 36V37H246ZM5 37V36H4ZM30 38H31V35L29 36ZM28 37V38H29ZM34 37V36H33ZM41 37H46V36H41ZM99 37V36H98ZM108 37V36H107ZM161 36H159V38H160ZM169 37H170V35H169ZM174 37H175V35H174ZM173 37V38H174ZM175 37V38H176ZM237 37V38H238ZM30 38H29V41H31L30 40ZM38 38H40V37H38ZM37 38V39H38ZM53 38H55V36L53 37ZM53 38H49V39H47V40H50V39H53ZM66 38H67V36H66ZM69 38H67V39H69ZM77 38H78V36H77ZM94 38H96V37H94ZM101 39L103 38L104 39V37H100ZM147 38V39H148ZM159 38L157 37V39L159 40ZM173 38H170V39H172L173 40ZM179 38V36L177 37V39ZM195 38V37H194ZM232 37H230V39H231ZM0 39V40H1ZM14 39V40H15ZM72 39H69V40H72ZM153 39V40H154ZM162 40H160V42L161 43H163V39H164V37H162L161 38ZM180 39H182V37H180ZM188 39H190V38H188ZM191 39H193V38H191ZM190 39V40H191ZM234 39V38H233ZM232 39V40H233ZM251 39V38H250ZM258 39V38H257ZM257 39L255 40V41H257ZM36 40V39H35ZM41 40H43V39H41ZM57 40H59V39H57ZM64 40H66V39H64ZM64 40L62 41V42H64ZM73 40H75V39H73ZM149 41L151 40V41H153L151 38H149L148 39ZM148 40H147V42H148ZM175 40V39H174ZM173 40V41H174ZM183 40V39H182ZM249 40V39H248ZM33 41V40H32ZM32 41H31V43H32ZM39 41V40H38ZM52 41V40H51ZM54 41V40H53ZM56 41V40H55ZM67 41V40H66ZM82 41H83V39H82ZM82 41H79V42H82ZM86 41V40H85ZM97 39H96V41L94 42V44L95 43H97ZM156 41V40H155ZM154 41V43L155 44H157L158 42L156 41L155 42ZM164 41H166V40H164ZM168 41V40H167ZM177 41V40H176ZM186 41V40H185ZM250 41V40H249ZM252 41V40H251ZM250 41V42H251ZM254 41V40H253ZM262 41V40H261ZM0 42H2V41H0ZM28 42V41H27ZM40 42V41H39ZM39 42H37L38 44V46L40 47V44H42L41 42H43V41H41L40 43ZM58 42V41H57ZM68 42H70V41H68ZM99 42H103L102 40H100V41H98V43ZM160 42H159V44H160ZM169 42V41H168ZM167 42V43H168ZM192 42V41H191ZM29 43V42H28ZM30 43V44H31ZM44 43H47V44H44V45H46V47H50V45H49V43L50 42H44ZM71 43V42H70ZM73 43V45L72 46H75L76 47V44H74V43H76V42H72ZM87 43V42H86ZM104 43V42H103ZM150 43V44H149ZM149 43H147V46H148V44L150 45V46H152L151 44L153 43V42H149ZM193 43V42H192ZM195 43V42H194ZM199 42H197V44H198ZM257 43H258V41H257ZM23 44V43H22ZM30 44H28V45H30ZM60 44V43H59ZM69 44V43H68ZM101 44V43H100ZM164 44H166V42L164 43ZM164 44H161V48H162V46L164 45ZM169 44V45H168ZM168 44H166L167 46H169L170 47V43H168ZM173 44H174V42H173ZM251 44V43H250ZM25 45V44H24ZM27 45V47H26V49L27 48H31L30 46H28ZM32 45H34V43L32 44ZM31 45V46H32ZM48 45V46H47ZM51 45H53V44H51ZM86 45V44H85ZM84 45V46H85ZM158 45V44H157ZM156 45V46H157ZM178 45H183V48H181V49H183L182 51H184V50H186V52H187V49H185L184 48V44H179L178 43ZM178 45L176 46V47H178ZM251 45H254V43L253 44H251ZM256 45H258V47H259V43L258 44H256ZM261 45H262V43H261ZM19 46V45H18ZM17 46V47H18ZM21 46V45H20ZM23 46V45H22ZM38 46H36V47H38ZM43 46V45H42ZM53 46H55L54 47V49L57 47L56 45H53ZM62 46V45H61ZM61 46H60V48H61ZM65 46H67V43H66V45ZM64 46V47H65ZM100 46H102V44L100 45ZM100 46H98V47H100ZM165 46V45H164ZM166 46V47H167ZM35 47V46H34ZM34 47H32V48H34ZM35 47V49H37ZM38 47V48H39ZM46 47L44 46V48L46 49ZM79 47H83V45H81V46H79ZM159 46H157V48H158ZM166 47H164V48H166ZM169 47H167L166 49L167 50H169L168 48ZM174 47V46H173ZM173 47H172V50H173ZM187 47V46H186ZM189 48H191V46H188ZM255 47V46H254ZM262 47V46H261ZM261 47H259V50H260V48ZM20 48V47H19ZM59 47H57V49H60ZM72 48V47H71ZM70 48V50L72 51V49H74V48H72L71 49ZM78 48V47H77ZM148 48V47H147ZM150 48V47H149ZM160 47L158 48L159 50L161 49ZM0 49H2V48H0ZM22 49H24V48H22ZM54 49L52 50H50V51H52L53 53H54ZM65 49H67L66 47H65ZM165 49V50H166ZM171 49V48H170ZM177 49V48H176ZM180 49V48H179ZM262 49V48H261ZM19 50V53H25L24 52V50H20V49H18ZM80 50V49H79ZM191 50L192 49H190V50H188V54L191 52ZM200 50V49H199ZM201 50H203V49H201ZM208 49H206L205 51H207ZM31 51H34V49H32ZM38 52H39V50H37ZM42 51H44L43 49H42ZM50 51H48V52H50ZM56 51H58V50H55V52ZM164 49H162L161 51H159V55H158V63L160 64V66L162 67V66H164V63H163V58H165L166 56L164 55ZM190 51V52H189ZM37 52V53H38ZM46 52V51H45ZM67 52H69L70 53V51H67ZM67 52H66V54H67ZM73 52L75 53V51L73 50L72 51V54L70 55V54H68V55H70L69 56V58L70 57H72V56H75V54L73 55ZM167 52V51H166ZM166 52H165V54H166ZM207 52H209V50L207 51ZM207 52L206 53H204L205 55V58H206V54H207ZM211 52V51H210ZM257 52H259V51H257ZM41 53V52H40ZM185 53V52H184ZM252 53H253V51H252ZM39 54V53H38ZM44 54V53H43ZM48 55H49V53H47ZM52 54V53H51ZM65 54V53H64ZM63 54V55H64ZM158 54V53H157ZM157 54H156V56H157ZM188 54H186L185 53V55L183 54V52H181V54H180V58H178L177 60H174V62L176 61V63H175V69L177 70V71H171V73H172V78H170V81H168V83L169 82H171V85L174 83V86L172 87V89H167L166 91H163V92H161V91H158L157 93H153L152 94V96L150 97L151 98V101H153V102H156L158 105L159 104H161V103H163L164 101H167L168 100V98H172V97H176V94L177 93H179L180 91H177L175 88H176V86L175 85H179V87H183L184 86V84H188L191 80L193 81V79L194 80H197V78L198 77H200L201 78V75H198L199 74V72L201 73V71L199 70H197V67H198V63H202L201 61H199L200 60V58L198 57L199 55H198V52L196 53V52H192V53H190L189 55H190V59L192 60V62H188V61H186L187 60V57L189 56ZM201 54V53H200ZM210 54V53H209ZM247 54H248V52H247ZM19 55V54H18ZM25 55H26V53H25ZM30 55H32V54H30ZM29 55V56H30ZM34 55V54H33ZM40 55V54H39ZM42 55V54H41ZM55 55V54H54ZM53 55V56H54ZM82 55H84V54H82ZM86 55H89V54H86ZM163 55L165 56V57H163ZM188 55V56H187ZM211 55V54H210ZM246 55V54H245ZM245 55H244V57H245ZM21 55H19V57H20ZM43 56V55H42ZM42 56L40 57V58H42ZM45 56H46V54H45ZM50 56V55H49ZM200 56H202V57H204L203 56V54H201ZM258 56V55H257ZM18 57V56H17ZM22 57V56H21ZM34 57V56H33ZM52 57V56H51ZM64 58H65V56H63ZM77 56H75V58H76ZM83 57V56H82ZM82 57H81V59H82ZM86 57V56H85ZM84 57V58H85ZM244 57L243 58H241L242 60L244 59ZM252 57V56H251ZM256 57V56H255ZM255 57H252V58H255ZM25 58L26 59H28V55L27 56H23V59L25 60ZM32 58V57H31ZM36 58H37V56H36ZM46 58H47V56H46ZM72 58H74V57H72ZM88 58V57H87ZM207 58H209V56L207 57ZM211 58H212V56H211ZM211 58H209V60L211 59ZM250 58V57H249ZM252 58H250V61L252 62ZM30 59V58H29ZM47 59H49V57L47 58ZM46 59V60H47ZM67 59V58H66ZM86 59V58H85ZM149 59V58H148ZM213 59V58H212ZM256 59V62L258 61V62H260L259 60V58H255ZM259 59V60H258ZM37 60V59H36ZM36 60H34V61H36ZM38 60H39V58H38ZM42 60V59H41ZM51 60V59H50ZM83 60V59H82ZM153 60V59H152ZM152 60H149V61H152ZM190 60V61H191ZM240 60V59H239ZM17 60H15L14 61V63H18V62H16ZM18 61H21L20 59H18ZM23 61V60H22ZM29 61V60H28ZM154 61H155V66L157 65L158 67H156L157 69H159V64H157L156 63V60L154 59ZM215 61V60H214ZM216 61H219V60H216ZM212 62L209 66H214V63L216 64V63H218V62ZM247 61V60H246ZM249 61V60H248ZM254 61V60H253ZM30 62H32V60L30 61ZM238 62V61H237ZM243 62V61H242ZM255 62V63H256ZM257 62V63H258ZM21 63V62H20ZM249 63V62H248ZM248 63H247V67H250V68H252L253 66V64H251V66L250 65H248ZM19 64V63H18ZM21 64H23L24 65V63H21ZM152 64H153V62H152ZM206 64V63H205ZM219 64V63H218ZM244 64H246L245 62L243 63V66H244ZM15 65H17V64H15ZM152 66V67H154L155 68V66ZM201 65V64H200ZM200 65H199V67H200ZM203 65H204V63H203ZM242 65V64H241ZM256 65H259V64H256ZM255 65V66H256ZM18 67H19V65H17ZM22 65H20V67H21ZM202 66V65H201ZM217 66V65H216ZM254 66V68H256V67H258V66H256L255 67ZM10 68V70H9V68ZM13 67H14V64H13ZM12 67V69H15L16 67H14L13 68ZM151 67V68H152ZM165 67V66H164ZM198 67V68H199ZM204 67H206V68H208V69H206L205 70V68H203V70H204V74L203 75H205V73L207 74V73H210V72H206V71H209V68H211V67H207V66H204ZM215 67V66H214ZM218 67V66H217ZM22 68V67H21ZM24 68V67H23ZM28 68H30L31 70H33L31 67H28ZM202 68V67H201ZM216 68V67H215ZM214 68V69H215ZM259 68H260V66H259ZM258 68V69H259ZM17 69V68H16ZM25 69H26V67H25ZM156 69V70H157ZM212 69V68H211ZM214 69H212V70H214ZM18 70H19V68H18ZM29 70V69H28ZM151 70H153V68L151 69ZM156 70H153V71H156ZM202 70V69H201ZM248 70H250V69H248ZM252 70V69H251ZM264 69H262V71H263ZM246 71H247V69H246ZM254 71H256L257 72V70L255 69ZM252 72V74L254 73H256V72ZM20 72V71H19ZM30 72V71H29ZM244 72V71H243ZM250 72V71H249ZM259 72V71H258ZM257 72V73H258ZM261 72V71H260ZM259 72V73H260ZM27 73V72H26ZM32 73H34L33 71H32ZM151 73H152V71H151ZM155 72H153V74H154ZM263 73V72H262ZM156 74V73H155ZM253 74V75H254ZM36 75H38V74H36ZM148 75V74H147ZM160 74H158L157 76H159ZM202 75V77H204ZM248 75H250L251 76V73L250 74H247L246 76H248ZM257 75V74H256ZM264 75V74H263ZM151 76V77H150ZM149 76V79H151V80H155V78H156V76H155V78H154V76L153 75H150ZM153 76V77H152ZM198 76V77H197ZM26 77H27V79H26ZM33 77H34V75H33ZM37 77V76H36ZM35 77V78H36ZM197 77V78H196ZM243 77V76H242ZM259 77H261V76H258L257 75V79H256V77H254V79H252L253 77H251V79L250 78H248V77H246L248 80H246L245 82H243V80H242V78H240L241 80H242V83H244V84H242V86L240 87V84H239V88H235L233 91H231V93L229 94L228 93V95L226 96V97H223V98H217V97H219V96H216V98L217 99H210V98H206V97H208V96H206V97H202V96H200L198 99H197V102H195L194 104H192V105H184L183 104V102H180V104H174L173 105V110L174 111H176V112H180V113H182V114H185V113H188V115H186L187 117H185L184 118V116L182 117L184 120H182L181 119V121L182 122H188V123H196V124H198L202 119H203V117L205 116V115H207L210 111H212L213 109H215V108H217L218 107V104L219 103H222V101L224 102V101H226V100H230V101H236V100H239L240 98L242 99V98H247L248 100H250L251 102H256V101H258V100H261V99H264V77L263 78H259ZM19 79V80H17V79ZM23 78L24 79H26V80H23ZM144 78L145 77H143V80H144ZM244 78H245V76H244ZM23 80V81H25V82H23L22 83V81H20V80ZM146 79V78H145ZM199 79V78H198ZM203 79V78H202ZM151 80L149 81L148 79H146V81H142V82H147V81H149V83L151 82ZM237 81V84H238V81L239 80H236ZM14 82H15V84H17V85H14ZM65 82V81H64ZM63 83V82H62ZM239 83H241L240 81H239ZM11 84H13V85H11ZM145 84V83H144ZM143 84V85H144ZM181 84H183V85H181ZM234 84V83H233ZM236 84V83H235ZM63 85V84H62ZM149 85V84H148ZM181 85V86H180ZM146 85H144V87H145ZM7 87H8V90H9V92L10 93H7V91H5L6 89H7ZM238 87V86H237ZM29 88V87H28ZM26 89H27V87H26ZM107 89H109L110 90V88H107ZM111 89L113 90H115V88L114 87H112L111 86ZM117 89V88H116ZM116 91V90H115ZM115 91H113V93H115ZM107 92H108V90H107ZM29 93V92H28ZM106 93V92H105ZM110 93V92H109ZM111 93H112V91H111ZM27 94V93H26ZM215 95H216V93H214ZM217 95H218V93H217ZM24 96V95H23ZM26 96V95H25ZM25 96H24V99L23 100H25ZM28 96V95H27ZM26 96V97H27ZM31 96V95H30ZM211 96H213V95H211ZM210 96V97H211ZM222 96H224V94L222 93ZM221 97V96H220ZM180 99H181V97H179ZM212 98V97H211ZM20 100H21V97L19 98ZM19 99H16L17 101H19ZM22 100V101H23ZM13 101V102H12ZM20 102V101H19ZM25 102V101H24ZM26 103V102H25ZM24 104V103H23ZM30 104V103H29ZM227 104V103H226ZM26 105V104H25ZM43 105H45V104H43ZM48 106V107H47ZM47 106H42V107H40V110H41V113L37 116V117H35L34 118V122H35V124H38V126H41L40 128H39V131L41 132V133H43V139L44 138H46V137H44V135H45V131H44V128L47 126V124H48V121L46 120L45 121V119H44V115H45V111L46 110H49L50 108H49V105H47ZM132 108H133V106H132ZM132 108H130L129 107V109H132ZM4 109V110H5ZM12 109V108H11ZM15 109H17V108H15ZM128 109V110H129ZM1 110V109H0ZM133 110V109H132ZM136 110V109H135ZM219 110V109H218ZM217 110H215V112H216ZM18 112H19V110H18ZM17 112V113H18ZM129 113V112H128ZM131 113V112H130ZM227 114V113H226ZM5 115V114H4ZM155 115V119L157 120V122H156V124L152 127V129L150 130V134L145 138V137H143L144 136V134H139L138 135V137L137 138H135L136 140L137 139H139V138H145V139H143V140H140V141H145V142H149L150 141V143L151 142H153V140H155L157 137H163V138H167V139H165V142L163 143V144H161V145H159V146H164V145H166V144H170L172 141H173V134H174V132L176 131V129L178 128V125H177V119H175V118H169V119H166V120H163L162 119V117H160V115L158 114V113H155L154 114ZM2 117H4L3 115H1ZM39 116H44V117H39ZM5 118V117H4ZM4 118H1L0 119V141L4 144V143H6L7 141H11V140H17L18 138H20L19 137V134H20V132H19V130H16V126L13 128V130L12 131H3L2 130V127L4 126H2L1 127V124H3L2 122H4ZM117 118V117H116ZM2 119H4L3 121H2ZM179 120V119H178ZM19 121V120H18ZM118 121V120H117ZM5 123H7V120H5ZM19 123V122H18ZM75 125V124H74ZM77 125V124H76ZM76 125H75V129H77V127H76ZM79 125V124H78ZM79 127H80V125H79ZM79 129V128H78ZM44 131V132H43ZM46 136V135H45ZM193 136V132L192 133H190V137H192ZM136 140H133L132 142H131V145L129 146V149H131L132 151H133V149H134V146L136 145V143H137V141ZM136 141V142H135ZM155 143H157V142H155ZM159 143V142H158ZM160 143H162L161 141H160ZM4 146V145H3ZM14 146V149H15V145H13ZM9 147V146H8ZM17 147V146H16ZM155 147H158V145L157 146H155ZM0 148H1V146H0ZM2 148H4V147H2ZM12 148V146L11 147H9V148H7V149H11ZM154 148V147H153ZM153 148H150V149H153ZM129 149H127L126 151H129ZM3 150V149H2ZM1 150V151H2ZM6 150V149H5ZM12 150V149H11ZM126 151H125V154H126ZM12 152V151H11ZM15 152V151H14ZM84 153V152H83ZM129 153H130V151H129ZM132 153V152H131ZM134 153V152H133ZM85 154H86V152H85ZM93 154V153H92ZM135 156V155H134ZM78 159H80V158H78ZM82 159H84V157L82 158ZM135 160H136V157L134 158H128V156H123L121 159H120V161L118 160V163H117V161H115V163H114V165H112V159H111V155H110V158H109V153H104V154H102V153H98V154H95V155H93V157L91 158H89L88 160H87V158H86V160L84 161V162H86L85 164H80L81 166L79 167V166H77V167H79L78 169H80L83 165L85 166V169L83 170V168H81V170H83V171H81V170H78V171H74L75 169H74V167H73V172L72 171H70L69 170V168H63V169H61V174H63L64 175V179H62V180H60L59 181V183H58V187L56 188V189H54L53 190V193H52V196L50 197V198H45V199H47L45 202H44V200L43 199H41L42 197L44 198V195L41 197V198H39V199H41V200H43V201H40L37 197V195H34V194H36V193H34V192H37V193H39L40 191H42V189H43V187L41 186V184H40V180H42V179H39L38 178V180H35V187H34V189H32V188H27V187H25V186H21L20 185V188L18 187V186H16V187H18V188H13V190L14 191H16V193L17 194H19L20 193V197L18 198V199H16V200H19V201H17V202H27L28 204V206H29V202H30V204H32V202H35V203H37V204H39L38 205V209H37V212L36 213H34L32 216H31V218H30V220H28L26 223H21V224H19V225H16V224H14L12 221H11V219H6V221H3L4 219H2L1 217H0V238L1 239H3V238H7V237H9L11 240H12V244H14L18 249H19V255H22V254H24V253H26L29 257L31 256V254H32V248H31V245H32V242H33V240H36L37 241V245H38V247H39V249H41V248H43V247H45L46 245H51V243H53V240H50V233H52V232H55V231H57V230H62V229H64V228H68V229H77L78 227H79V219H75L74 218V214L73 213H77V215L79 216V217H81V220H82V222H83V225H87V224H90V222H89V220H88V216L90 215V213H92V212H94L95 210H96V203H100V204H105L106 202H107V200H108V196H109V193H110V191H111V189L116 185V184H118V183H123L124 182V180H125V169H127L126 168V166L128 165V162H129V164H130V162H131V164L132 163H134L135 162ZM83 162V163H84ZM76 168V167H75ZM71 169V168H70ZM18 176H20V175H18ZM21 176H22V174H21ZM23 176H24V174H23ZM45 177H47V175L45 176ZM12 186V185H11ZM11 186L9 187V188H11ZM111 187V188H110ZM110 189V190H109ZM0 190H2V189H0ZM12 190V191H13ZM3 191V190H2ZM26 192H28L27 194H29L30 192H33V195L34 196H32V195H30V196H32V198H30V199H24V197H25V195H26ZM3 193H4V191H3ZM11 193V192H10ZM24 193H25V195H24ZM1 194V193H0ZM32 194V193H31ZM16 196H18V195H16ZM24 196V197H23ZM27 196H29V195H27ZM29 196V197H30ZM14 197L12 196V199H13ZM11 199V198H10ZM11 199V200H12ZM15 199V198H14ZM14 199H13V202H14ZM24 199V200H23ZM35 199H36V201H35ZM6 202V201H5ZM8 202V201H7ZM11 202V201H10ZM43 202H44V204H43ZM5 204V203H4ZM7 204V203H6ZM5 204V206H9L8 204L6 205ZM15 204H16V202H15ZM18 204V203H17ZM22 204V203H21ZM11 205V204H10ZM19 205V204H18ZM23 205V204H22ZM24 205H26V204H24ZM34 205V204H33ZM13 206V205H12ZM36 206V205H35ZM2 216V215H1Z\"/></svg>","mask_w":264,"mask_h":264}]
</instances>
